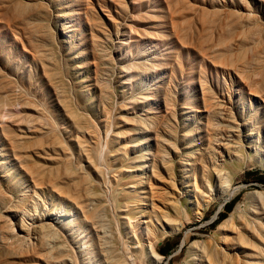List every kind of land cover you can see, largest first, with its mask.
Wrapping results in <instances>:
<instances>
[{"label":"rangeland","instance_id":"1","mask_svg":"<svg viewBox=\"0 0 264 264\" xmlns=\"http://www.w3.org/2000/svg\"><path fill=\"white\" fill-rule=\"evenodd\" d=\"M261 96L264 0H0V153L6 172L25 180L11 143L24 134L31 165L33 154L51 153L42 152L43 143L53 141L45 123H54L59 137H76L68 103L91 124L84 134L89 155L80 166L98 193L107 185L129 190L141 171L136 152L150 147L155 155L156 136L168 135L166 157L174 158L176 171L162 166L158 152L161 169L153 176L147 168L143 185L170 197L182 184L192 187L194 175L204 182L191 163L180 183L178 154L194 157L197 149L191 133L204 138L212 111L228 107L255 126L264 117ZM106 135L114 152L111 166L104 164ZM263 176L259 164L248 165L231 178L230 187L237 189L232 199L212 202L199 218L183 215L182 228L156 247L166 251L160 264L194 262L187 251L193 242L225 249L216 264H264L255 255L264 248V230L245 216L248 206L231 225L245 232L243 244L221 229L246 195L264 192ZM229 202L230 212L223 208Z\"/></svg>","mask_w":264,"mask_h":264},{"label":"bare ground","instance_id":"2","mask_svg":"<svg viewBox=\"0 0 264 264\" xmlns=\"http://www.w3.org/2000/svg\"><path fill=\"white\" fill-rule=\"evenodd\" d=\"M249 13L247 10L248 18ZM104 98L111 101L109 93H104ZM66 111L73 119L76 137H59L54 123H45L43 129H49L53 141L43 143L42 152L51 151L44 158L33 154L34 163L29 164L23 133L11 143L13 158L20 163L26 180L14 171L6 172L8 167L0 153V262L3 264H160L162 257L156 247L167 234L182 228L184 223L179 219L183 215L193 212L199 218L212 202L232 199L237 189L230 187L231 178L244 167L259 164L264 168V117L253 126L245 114L238 116L231 107L215 109L204 138L199 132L191 133L197 142L195 156L178 154L180 183L185 182L186 165L191 163L190 169L201 174L204 182L194 175L192 187L182 184L170 197L159 194L154 186L147 189L143 185L148 180L146 169L152 168L153 176L161 169L155 161L158 152L162 166L166 165L170 173L175 165L174 158L166 157L168 135L156 136L155 155L150 147L142 146V151L134 156L141 171L127 184L131 188L122 190L107 185L105 193L100 194L80 166L89 155L84 134L91 130V124L68 103ZM139 120L144 123V119ZM253 128L258 131L256 139ZM38 131L41 137L42 128ZM148 140L145 138L142 144ZM104 141V164L111 166L114 152L109 149L107 135ZM152 158L154 163L149 162ZM40 159L50 164H42ZM244 202L237 204L233 214L221 224L223 231L236 234L237 244H243L247 236L231 225L247 206L245 216L252 220L254 229L264 230V192H252L245 196ZM222 250L207 248L200 242H193L187 249L194 260L190 264H216ZM255 255L264 263V248L257 249Z\"/></svg>","mask_w":264,"mask_h":264},{"label":"trees","instance_id":"3","mask_svg":"<svg viewBox=\"0 0 264 264\" xmlns=\"http://www.w3.org/2000/svg\"><path fill=\"white\" fill-rule=\"evenodd\" d=\"M262 181L264 182V176L262 177ZM231 202H229L228 204H224V206H223V208H224V210H228L229 212H230V208H231ZM157 252L160 254V255H163L164 253H165V251L164 250H162L161 248H158L157 249Z\"/></svg>","mask_w":264,"mask_h":264},{"label":"crops","instance_id":"4","mask_svg":"<svg viewBox=\"0 0 264 264\" xmlns=\"http://www.w3.org/2000/svg\"><path fill=\"white\" fill-rule=\"evenodd\" d=\"M166 252V251H165Z\"/></svg>","mask_w":264,"mask_h":264}]
</instances>
